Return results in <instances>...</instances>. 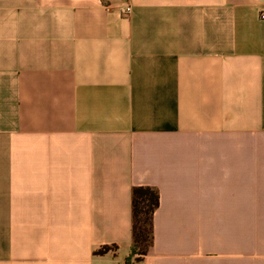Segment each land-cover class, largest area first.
I'll use <instances>...</instances> for the list:
<instances>
[{"label": "crops", "instance_id": "1", "mask_svg": "<svg viewBox=\"0 0 264 264\" xmlns=\"http://www.w3.org/2000/svg\"><path fill=\"white\" fill-rule=\"evenodd\" d=\"M263 11L0 0V264H264Z\"/></svg>", "mask_w": 264, "mask_h": 264}, {"label": "trees", "instance_id": "2", "mask_svg": "<svg viewBox=\"0 0 264 264\" xmlns=\"http://www.w3.org/2000/svg\"><path fill=\"white\" fill-rule=\"evenodd\" d=\"M159 205V193L150 186H135L131 192V252L125 264H130L133 255L147 253L153 242V215ZM107 251L100 248L97 254Z\"/></svg>", "mask_w": 264, "mask_h": 264}, {"label": "built area", "instance_id": "3", "mask_svg": "<svg viewBox=\"0 0 264 264\" xmlns=\"http://www.w3.org/2000/svg\"><path fill=\"white\" fill-rule=\"evenodd\" d=\"M131 10H132V7L130 4H125L124 7L121 9V15L123 17H128L129 14L131 13ZM260 18L261 19H264V11L261 12L260 14Z\"/></svg>", "mask_w": 264, "mask_h": 264}]
</instances>
